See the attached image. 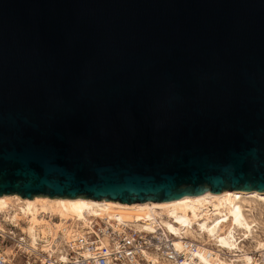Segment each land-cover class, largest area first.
Returning a JSON list of instances; mask_svg holds the SVG:
<instances>
[{"label":"water","instance_id":"1","mask_svg":"<svg viewBox=\"0 0 264 264\" xmlns=\"http://www.w3.org/2000/svg\"><path fill=\"white\" fill-rule=\"evenodd\" d=\"M264 191V0H0V195Z\"/></svg>","mask_w":264,"mask_h":264},{"label":"bare ground","instance_id":"2","mask_svg":"<svg viewBox=\"0 0 264 264\" xmlns=\"http://www.w3.org/2000/svg\"><path fill=\"white\" fill-rule=\"evenodd\" d=\"M263 212L264 191L258 190L226 189L220 193L207 190L170 201L148 200L130 204L104 198L0 195V218L22 222L19 225L25 256L32 253L51 255L60 251L58 256L65 258L64 244L80 229L76 228L77 222L88 224L92 216H101L131 223L147 231H153L160 224L177 236L217 245L214 258L208 259L206 247L200 244L198 256L206 264H229L230 261L219 252L224 248L230 253L241 251L236 256L239 264H264ZM0 226L4 228L2 224ZM255 250L260 251L261 260L250 254ZM10 252L8 248L7 253ZM238 260L230 264H238Z\"/></svg>","mask_w":264,"mask_h":264},{"label":"built area","instance_id":"3","mask_svg":"<svg viewBox=\"0 0 264 264\" xmlns=\"http://www.w3.org/2000/svg\"><path fill=\"white\" fill-rule=\"evenodd\" d=\"M2 219L0 224L4 228L0 226V264H206L198 256L200 244L206 247L208 259L214 258V251L218 248L215 244L195 238L177 236L160 224L153 231H147L131 223L92 216L88 224L80 220L77 222L76 228H82V231L79 232V229L71 241L65 242V258L58 256L60 251L51 255L32 253L25 256L23 233L19 225L22 222ZM82 224L84 226L81 227ZM8 248L10 253H7ZM226 251L225 248L219 251L223 258L230 262L239 259L236 256L241 251ZM250 254L256 260L262 259L260 251H251ZM237 262L239 264L240 260Z\"/></svg>","mask_w":264,"mask_h":264},{"label":"rangeland","instance_id":"4","mask_svg":"<svg viewBox=\"0 0 264 264\" xmlns=\"http://www.w3.org/2000/svg\"><path fill=\"white\" fill-rule=\"evenodd\" d=\"M257 212H259V210H257ZM263 214H264V212H263ZM23 227V226H22ZM248 245V244H247Z\"/></svg>","mask_w":264,"mask_h":264}]
</instances>
